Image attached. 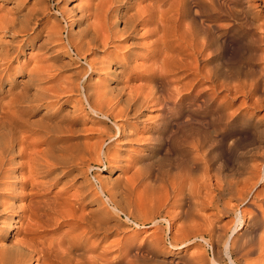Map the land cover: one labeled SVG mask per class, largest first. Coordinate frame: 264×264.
<instances>
[{"label":"rangeland","instance_id":"rangeland-1","mask_svg":"<svg viewBox=\"0 0 264 264\" xmlns=\"http://www.w3.org/2000/svg\"><path fill=\"white\" fill-rule=\"evenodd\" d=\"M110 1L0 0V102H10V98L22 89L32 94L38 85L49 93V98L43 101V105L40 102L32 104L31 118L36 120L44 111L62 115L73 106L79 108L81 98L77 92L80 84L85 85L87 81L99 86V91L107 95L134 93L138 87L149 93L152 99L142 105L137 116L114 117L113 122L119 123L122 135L117 134L115 125L107 118L77 112L79 121L75 123L76 128H83L80 134L87 137L88 143L93 142L95 149L101 146L106 159L103 156L96 160L93 158L90 161L93 167L90 165L88 169L86 164H77L78 167L72 170L76 179L72 185H46L47 198L63 189L70 200L77 202L79 211L86 213L88 209L95 208L96 203H88L89 198L79 197L85 189L81 182L86 181L90 185L96 175L108 187H113L116 201L121 197L117 201L123 204L121 207L130 202L124 210L130 212L131 219L145 222L134 225L122 214L114 216L115 233L108 235L103 242L96 236H90L76 249L67 250L73 258L69 259L74 263L80 252L81 256H78L86 262L83 263L89 264L90 257L110 249L109 256L114 264H212V251L222 253V243H214L217 242V233L212 234V247L199 240H196L199 244L171 246L166 239L167 230L161 231L160 239L154 243L151 240L156 227L152 222L148 223V219L158 211L170 219L173 227L181 224L188 227L200 222H208L216 228L223 226L232 217L216 208V202L227 199L228 195L227 198L223 195L215 198L214 204L201 197L205 188L213 190L214 185L223 179L236 181V189H250L249 196L238 208L244 209L246 201H250L264 210V201H261L264 199V181L260 180L264 176V0H225L226 11H233L236 18L227 12L219 16L213 29L212 47L198 56L197 62L190 40L193 25L191 1L185 0L181 4V14L169 30V41L153 57L145 50L151 42L146 32L150 28L139 24L134 34L123 33L122 22L116 18L117 11L129 13L150 0ZM169 7L174 12L177 9L174 3L161 9ZM10 19L14 28L8 27L7 30L6 22ZM195 20L201 26L200 37L203 40V30L208 24L198 17ZM94 28L98 32L97 38L91 36ZM78 37L85 41L81 50L77 49ZM182 54L188 59L186 66L178 62L177 57ZM116 62L124 64L119 72L112 71L114 67L119 68ZM68 86L74 89L66 92ZM106 127L111 135L116 132L111 139L105 138ZM181 128L191 130V136L187 139L182 137ZM23 134H26L25 143L31 140L28 143L36 144L39 140L38 133H31L32 136ZM39 144L34 145L36 148L33 150L43 147ZM25 158H20L24 162L21 171L18 170L21 177L26 176V170H29L30 163H26ZM38 175L33 177L42 181ZM173 178L180 182L179 192L170 184L169 180ZM126 183L131 186V190L127 186L130 193L124 190ZM197 183L205 187L199 189L201 196L195 192ZM120 188L122 193L125 191V196L120 193L119 197ZM91 189L93 191L94 188ZM203 200L206 202L200 203ZM230 202L235 206L239 201L231 199ZM69 224L71 221H65L60 227L51 224L47 229H50L52 237L62 231L67 234L63 235L70 237L82 230L66 231ZM157 225L160 229L166 226L163 221ZM243 226L250 230L249 225ZM5 234L3 231L0 235ZM13 234L11 232L4 240L1 236L0 245L10 244L16 237H21V234ZM68 246L62 244L64 248ZM202 253L203 261L195 260L196 255ZM50 263L48 261L47 264Z\"/></svg>","mask_w":264,"mask_h":264},{"label":"bare ground","instance_id":"bare-ground-1","mask_svg":"<svg viewBox=\"0 0 264 264\" xmlns=\"http://www.w3.org/2000/svg\"><path fill=\"white\" fill-rule=\"evenodd\" d=\"M111 1L114 2L113 0ZM184 1L185 0H150L149 3L147 2L140 7L136 6L133 11L129 9L131 11H128L129 13L115 10L119 14L116 15V18L120 19L122 22L121 32H127L130 35L131 33L134 34L136 25L139 24L150 28L147 29L146 32L149 34V37H151V42L145 50H147V53H151V57H153L154 53H157L158 50L164 47L169 41V30L176 22L179 14H181V4H183ZM189 1L193 4L191 7V9L193 8V14L191 13L193 25L190 30V40H192L194 45L193 50L195 54L193 55L196 61L198 56L202 55L206 49L212 47L214 36L213 29L217 26L216 22L219 21V16L225 15L227 11L225 8V0ZM172 3L175 4V8L177 7L175 12L170 10V7L168 9L164 8L165 10L161 9L162 6L166 4L171 5ZM139 5L138 3V6ZM106 7H108V5ZM227 13L233 18H236L233 11L228 10ZM197 17L203 19V21L208 24L203 30L205 35L203 40H201L200 37L201 26L199 22L195 20ZM8 27L10 29L14 28L12 19L6 22V28ZM9 28L7 30H9ZM97 33L98 32L94 28L93 33H91V36H93L92 38L98 36ZM106 36H108V34ZM77 42L79 43V47L76 48L81 50L83 42L85 41L78 37ZM99 43H101V41ZM137 43H139V41ZM177 59L182 66H186L188 63V59L184 54L178 55ZM122 62H116V66L119 68L117 69L114 67L112 71L119 72L125 64ZM126 62L128 63V60ZM87 66L89 69L91 68L90 64ZM93 67L95 66H92V68ZM138 76L143 77L141 74ZM130 78H132V75H130ZM84 84L85 85L80 84L79 92H77V94H79L78 96L81 98L80 106L78 105L79 108L73 106L72 110H67L66 113L62 115L50 113L51 111H44L36 120L31 118L30 112L32 111V106H34L32 104L40 102L43 105V101L49 98V93H45L38 85L34 87V92L32 94H29L25 89L21 91L17 90L18 93L16 92L17 94L10 98V102H0V234L3 231L6 232L5 235H0V237L2 236L1 240H4L6 236L11 235V232L14 233L13 236L21 234V237H16L12 243H2L0 245V264H33L32 261H35V264H47L48 261L51 262L50 264H68V262H70V264H84L86 262L82 261L83 259L79 257L81 256L79 255L80 252L77 254L76 259H74V263H71L72 261H70V259L73 258L70 257V254L68 255V253L71 252H67V250L76 249L78 245L86 242L90 236H96L100 242L107 240V236L109 235L110 237L115 229V225L112 223L114 216L122 214L127 221L134 225H143L145 222L140 223L130 218V212L128 213V211L124 210L125 206H128L130 202L127 204L124 203V208L121 207L123 204L121 205L118 203L121 200L120 193H122V188H120L121 192L119 191L120 195L118 194L120 197L118 200H120H117V202L115 200L113 187H108L107 183L96 175L93 176L94 183L90 185H88L86 181L81 182V186L85 187V189L82 190L79 197H82V199L89 198V200L86 199L88 203H96V207H89L90 209H88L86 213H83L82 210L81 212L79 211V208L76 207L77 202L70 200V197L65 195L63 189L55 192L51 198H47L48 191L46 189L50 185H72L76 180L74 179L75 175H72V170L77 164H86V168L88 169L90 165L93 167V165L90 164L91 160L99 159L100 156L106 159L104 151L100 148L101 146H98L99 149H95L94 143H88L86 140L87 137H82L80 134L82 127L79 129L76 128L75 123L79 121V113L77 114V112L91 114L95 117L107 118L109 121L113 122L114 117H120L122 119L123 117H129L139 113L142 105L147 104L152 99L149 93L142 92L139 87L137 88L138 90H134V93L128 89L130 92H125V94L117 93L114 95H107L106 92H100L101 90L99 91L98 89L99 86L97 85L98 87H96L91 81L90 83L87 81V83ZM66 88H69V86ZM129 88L131 89V87ZM69 89H65L66 92L72 91L74 87ZM74 92L76 93V91ZM62 94L63 93H61V95ZM117 107L118 109H116ZM52 111L54 110L52 109ZM100 121L101 120L98 119V122ZM113 124L115 125L117 134H121L122 129L119 127V123L116 124V122H113ZM179 128L180 127H178V129ZM103 129L106 131L107 127L106 130L105 128ZM108 130L105 132V138L111 139L112 136L116 135V132L114 135H111L109 132L110 130ZM181 130V136L185 139L191 136V130L182 128ZM23 133H30L29 135H31V133L32 135L33 133H38L39 140L38 142L36 140V144L38 145V143H40L43 147H40V150H33L36 148L34 147L36 144H30V142H32L31 140H28L30 141L29 143L28 141L25 143L24 138L26 134L24 135ZM29 135L27 136L28 138ZM22 157H26V163H30L29 167L27 166L29 170L25 168L29 174L26 175L29 176L27 178L24 175V178L21 177L22 173L21 175L18 173V170L23 168L24 165V162L20 161ZM38 174L43 178L42 181L39 179L40 182L36 181L37 179L34 178ZM263 178L264 176H262L260 180L264 181ZM169 181L173 190L176 189L179 192L180 182H177L175 178ZM236 183V181L231 179H223V182L216 183V186L214 185L213 190L202 187L201 184L197 183L198 188L196 187L197 190L195 191L201 196L202 191L200 190L205 188L206 190L201 197H203L204 200H209L207 203L211 204H214L213 200H215V198L221 197L222 195L226 197L228 195V198L226 197L227 199L223 198L220 203H218V201L216 202V208L231 215L232 218L228 223L217 228L208 222L195 223L193 225H188V227L181 224L182 228H180L181 225L173 227L171 225L172 222L170 223V219L167 218L166 215L163 216L160 212L155 211L148 219V223L152 222V225L156 227V230L152 233L151 242L157 243L160 239V232L167 230L166 233L168 232V235L166 234V239H168L171 246H187L194 243L199 244V241H203L206 245L208 244L212 247L214 240L212 234L217 233V238L215 237L217 242L214 243H222V253L219 254V252L212 251V258L210 259L212 264H264V210L250 201H246L247 206L245 208L243 207L244 209L238 208L249 196L250 189H236L234 188ZM46 185H48V187H45ZM125 186L127 187L128 184L124 185V187ZM244 186L245 185H243V187ZM90 187L94 188L93 191L97 190L93 192ZM128 187H130L131 190V186ZM128 187L124 190L127 191ZM24 188H27V190L25 191ZM125 191L122 195L125 194ZM127 192L130 193L131 191L128 190ZM129 193L128 195H130ZM231 199H236V201L239 202L235 206H232L230 204ZM129 200L130 199H128V201ZM204 200L200 201V203L206 202ZM22 201H24V203ZM261 201H264V199L262 198ZM123 202H127V200H123ZM254 211H257V213H254ZM186 213L188 212H185V214ZM65 221H71L66 231L76 232L80 228H82V230L80 229V231L70 237H66L67 234L65 231H62L58 236L52 237L51 233H49L50 229L48 230L47 228L50 227L51 224L60 227ZM161 221L166 224L162 229L157 225ZM244 224L249 225V231L244 229ZM171 231L173 232L172 234H170ZM163 236L164 234L162 237ZM63 243L69 244L68 248L62 247ZM86 247L85 249H87ZM108 250L110 251V249ZM108 250H104L102 253L92 257L89 255L91 258L88 259V261L90 260L89 264H114L112 258L109 256L110 252ZM83 253L85 254V252ZM86 255L87 254H85V258ZM252 255L254 257H251ZM196 259L202 262L204 259L203 253L197 254L195 260Z\"/></svg>","mask_w":264,"mask_h":264}]
</instances>
